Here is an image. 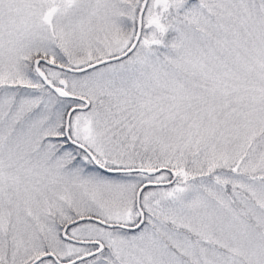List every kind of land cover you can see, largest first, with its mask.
Instances as JSON below:
<instances>
[{
    "label": "snow or ice",
    "instance_id": "1",
    "mask_svg": "<svg viewBox=\"0 0 264 264\" xmlns=\"http://www.w3.org/2000/svg\"><path fill=\"white\" fill-rule=\"evenodd\" d=\"M0 264H264V0H0Z\"/></svg>",
    "mask_w": 264,
    "mask_h": 264
}]
</instances>
